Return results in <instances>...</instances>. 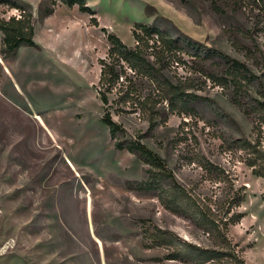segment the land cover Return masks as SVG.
Listing matches in <instances>:
<instances>
[{
	"label": "rangeland",
	"instance_id": "rangeland-1",
	"mask_svg": "<svg viewBox=\"0 0 264 264\" xmlns=\"http://www.w3.org/2000/svg\"><path fill=\"white\" fill-rule=\"evenodd\" d=\"M20 1L32 8L35 47H20L12 58L0 54V264H192L168 255L180 242L204 249L213 242L154 193L136 190L146 166L116 150L101 121L98 60L108 50L106 33L133 47V25L162 17L170 22L157 24L172 36L182 33L247 67L255 76L242 99L249 109L264 90V11L234 0H86L96 28L78 8L62 6L43 20L42 0ZM11 16L18 13L0 5V17ZM177 56L182 61L163 73L201 97L194 111L170 114L158 105L151 127L143 109L121 105L114 91L108 110L124 130L118 139L142 136L176 180L213 209L232 190L201 166L208 160L222 168L233 190L245 193L232 210L242 218L227 237L246 264H264V179L251 174L242 153L227 149L232 139L252 135L256 119L233 103L231 89L202 75L221 70L213 59L186 49ZM136 84L141 98L153 95L148 81ZM159 231L172 233L177 246H158Z\"/></svg>",
	"mask_w": 264,
	"mask_h": 264
},
{
	"label": "trees",
	"instance_id": "trees-1",
	"mask_svg": "<svg viewBox=\"0 0 264 264\" xmlns=\"http://www.w3.org/2000/svg\"><path fill=\"white\" fill-rule=\"evenodd\" d=\"M215 6L223 0H211ZM237 3L254 4L264 11V0H234ZM57 2L69 8L77 6L78 11L90 16V24L99 27L96 13L86 5V0H42L38 7L40 18L44 19L53 13ZM0 5L15 10L18 16L0 17L1 50L0 54L12 58L20 47H35L32 8L20 0H0ZM146 12L151 14L155 10L147 6ZM157 21L170 22L168 19L157 17L152 25L135 23L131 29L134 41L133 47L124 45L113 33H106L107 29L100 28L106 33L108 50L103 59L98 60L99 77L97 94L103 105L102 123L108 128L109 136L114 140V147L119 151H127L139 159L145 166V180L138 184L136 190L155 194L161 206L171 214L186 218L202 229L213 242V248L204 249L196 245L180 242L176 250L168 255L169 260L189 262L192 264H246L238 254L236 245L227 237L229 226L237 224L241 213L232 210L238 208L244 201L245 193L233 190V181L219 166L206 160L201 168L212 178L223 183H230L232 193L228 195L220 207L213 209L203 204L191 195L175 178L168 168L166 161L158 154L146 147L138 135L133 139L119 140L123 136V128L113 121L108 110L109 95L114 91L120 93L118 100L121 105H131L143 109L148 116L150 125L155 126L156 109L165 104L170 114L190 115L194 105L201 97L187 92L181 84H174L163 73L172 63L182 61L177 56L178 51L191 52L202 61L213 59L221 67L217 73H204L205 77L216 85L231 89L232 101L241 107L244 94L255 81V76L247 67L237 60L197 42L179 33L172 36L168 30L162 29ZM146 80L154 86L153 95L143 97L137 93L136 83ZM142 99V100H141ZM247 108L246 106H244ZM165 109V108H164ZM256 119V124L250 137L232 139L227 144L229 151L242 153V163L251 171L254 177L264 179V90L257 98H253L250 108L246 109ZM264 201V193L262 194ZM173 234L169 231L158 232V246H177L173 242Z\"/></svg>",
	"mask_w": 264,
	"mask_h": 264
},
{
	"label": "crops",
	"instance_id": "crops-1",
	"mask_svg": "<svg viewBox=\"0 0 264 264\" xmlns=\"http://www.w3.org/2000/svg\"><path fill=\"white\" fill-rule=\"evenodd\" d=\"M62 6H65V5H63V4H59V5H57L56 6V8L54 9V11H57L58 9H60ZM67 7V6H66ZM77 9V6H73L71 9ZM54 11H53V13H54ZM52 13V14H53ZM50 16H51V14H50ZM48 17V16H47ZM47 17H45L43 20H45ZM34 40V39H33Z\"/></svg>",
	"mask_w": 264,
	"mask_h": 264
}]
</instances>
